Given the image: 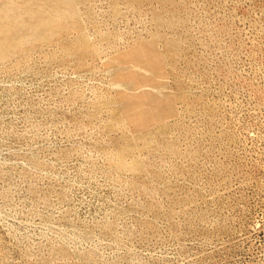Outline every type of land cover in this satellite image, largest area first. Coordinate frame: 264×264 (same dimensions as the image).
Instances as JSON below:
<instances>
[{
	"label": "rangeland",
	"instance_id": "rangeland-1",
	"mask_svg": "<svg viewBox=\"0 0 264 264\" xmlns=\"http://www.w3.org/2000/svg\"><path fill=\"white\" fill-rule=\"evenodd\" d=\"M0 264H264V0H0Z\"/></svg>",
	"mask_w": 264,
	"mask_h": 264
}]
</instances>
